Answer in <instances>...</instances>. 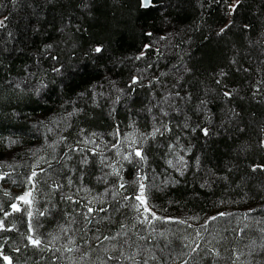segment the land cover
Wrapping results in <instances>:
<instances>
[{
	"label": "trees",
	"instance_id": "16d2710c",
	"mask_svg": "<svg viewBox=\"0 0 264 264\" xmlns=\"http://www.w3.org/2000/svg\"><path fill=\"white\" fill-rule=\"evenodd\" d=\"M262 231L264 0H0V264H264Z\"/></svg>",
	"mask_w": 264,
	"mask_h": 264
},
{
	"label": "rangeland",
	"instance_id": "374dc122",
	"mask_svg": "<svg viewBox=\"0 0 264 264\" xmlns=\"http://www.w3.org/2000/svg\"><path fill=\"white\" fill-rule=\"evenodd\" d=\"M175 37L174 36H172V35H170V36H168L167 37V39H159V40H157L154 44V46H156V47H158V48H163L164 50H166V52H169L170 53V49L168 50V47L169 46H173V44H174V41H175V39H174ZM172 50V49H171ZM30 80L31 79H24V80H21V82H20V84H22V83H25V82H30ZM23 85V84H22ZM32 85L39 91L40 90V87H38L37 86V84H34V83H32ZM159 105V104H158ZM162 111V110H161ZM55 122V121H54ZM57 122V121H56ZM55 122V123H56ZM134 129H132L130 132H124V134H123V136H122V138H121V144H122V147L120 148V151L118 150L117 151V153H116V157H117V160L118 161H120V162H135L136 160H135V158L136 157H134V156H137L136 155V153L137 152H140L141 153V151L139 150H137L136 152H134L133 151V148L137 145V146H139V144H141L143 141H144V139H143V136L142 135H140V134H138L137 132H135V131H133ZM142 136V137H141ZM146 138H148V137H146ZM143 139V140H142ZM139 156H137V158H138ZM140 157H141V155H140ZM177 157H179V154H177ZM180 159H176L175 161H173V165H174V167H180L181 165H182V163H180V161H179ZM108 161H110L109 159H105V161H104V164L106 165V167H107V164L109 163ZM183 161V160H182ZM3 163H5L6 161H2ZM180 165V166H179ZM108 173H110V174H108ZM111 176V172H108L107 171V173L106 174H103V178L106 180V181H109V177ZM15 183H17V181H14ZM10 185V184H9ZM13 185V184H12ZM12 185H10V186H12ZM16 185V184H15ZM141 185H143L144 186V193H143V195H144V197L146 198V207L149 209V212H151V209H150V205H149V203H148V198H147V196H146V190H147V182L145 181V180H143V182L141 183ZM8 185H6L5 184V186H4V188H6V189H8ZM108 189H110V187L108 188ZM112 189H113V187H112ZM12 192L13 193H17V194H22V196H20V201L22 202V203H25V200H23V199H21V197H26V199L29 201V197H30V195H29V193H27V192H24V190H22L21 189V187L20 186H18V185H16V187H14L13 188V190H12ZM113 195L114 196H116V193H113ZM141 195V188H140V191H139V195L138 196H140ZM141 203V202H140ZM142 206V205H141ZM143 208H144V210H145V207L144 206H142ZM261 231V230H260ZM262 235H263V237H264V231H262ZM264 246V238H263V240L260 242V243H251L250 245H249V249L247 250V251H245V252H243V254H241V256H243L244 258H245V260H247V259H249V257H251L250 255H251V253L252 252H254V251H256L257 249H260V248H262ZM251 252V253H250ZM249 254V255H248Z\"/></svg>",
	"mask_w": 264,
	"mask_h": 264
},
{
	"label": "snow or ice",
	"instance_id": "6c2138e0",
	"mask_svg": "<svg viewBox=\"0 0 264 264\" xmlns=\"http://www.w3.org/2000/svg\"><path fill=\"white\" fill-rule=\"evenodd\" d=\"M149 5H150V0H145L143 6L144 7H148ZM96 51L99 52V51H101V49L100 48H97ZM136 155L137 156H140L141 153L140 152H137ZM33 175H35V173H33ZM143 193H144V186L141 185V195L138 196L137 199L141 202V205L145 207V211L147 212V211H149V209L146 207V198L144 197ZM21 199L25 200V203H30V201H28L26 199V197H21ZM13 208L16 209V206L13 205ZM16 210H18V209H16ZM29 239H31V238H29ZM32 243L34 245H38L40 242L38 240H32ZM5 259H8V257H5Z\"/></svg>",
	"mask_w": 264,
	"mask_h": 264
},
{
	"label": "water",
	"instance_id": "95a60500",
	"mask_svg": "<svg viewBox=\"0 0 264 264\" xmlns=\"http://www.w3.org/2000/svg\"><path fill=\"white\" fill-rule=\"evenodd\" d=\"M145 0H143V4H144ZM150 4H151V0H150Z\"/></svg>",
	"mask_w": 264,
	"mask_h": 264
}]
</instances>
